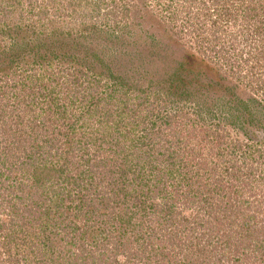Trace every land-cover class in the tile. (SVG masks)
I'll return each instance as SVG.
<instances>
[{
    "label": "rangeland",
    "instance_id": "rangeland-1",
    "mask_svg": "<svg viewBox=\"0 0 264 264\" xmlns=\"http://www.w3.org/2000/svg\"><path fill=\"white\" fill-rule=\"evenodd\" d=\"M8 52L0 264H111V247L121 264L119 221L132 245L158 248L171 234L161 191L179 200L167 260L147 264H264V0H0ZM100 153L127 188L94 172ZM54 243L66 257L34 258Z\"/></svg>",
    "mask_w": 264,
    "mask_h": 264
},
{
    "label": "trees",
    "instance_id": "trees-1",
    "mask_svg": "<svg viewBox=\"0 0 264 264\" xmlns=\"http://www.w3.org/2000/svg\"><path fill=\"white\" fill-rule=\"evenodd\" d=\"M14 46H15V48L16 49H18L19 48V46L17 47L16 46V43L14 44ZM14 48V49H15ZM13 49V50H14ZM10 56H11V53L9 54V52H8V54L6 55V57H3V59H2V57H0V66H1V68H0V70L1 69H4V67L3 66H10L11 64L9 63V61H7V59H9L10 58ZM20 60V58L18 57V59H17V61H19ZM2 63H3V65H2ZM0 130H2V128H0ZM154 134V133H153ZM62 135H65V132L62 134ZM141 139H142V142H141V146L147 151V152H150L151 150H149V148L150 149H154V147H155V151H156V146H157V144H158V139H157V137H156V134H154L153 135V138L152 139H150L148 136H141ZM77 144H78V142H76ZM166 143L168 144V141H166ZM56 144L57 143H55V144H52L53 146H56ZM67 144V143H66ZM137 144V143H136ZM70 146H72V148H71V150H64L63 152H61V153H59L60 154V156L62 157V159H65V158H71L75 153H77V152H79L81 149H80V147H79V144L78 145H76V146H74V144H69ZM106 145H111V146H113V145H115L116 146V148H114V150L115 151H117V153L119 154V155H122V153H123V151H124V147H123V145L122 144H112V143H109V142H106ZM67 146V145H66ZM11 147H12V145L9 143V144H7L3 149H2V152L4 153V152H6V151H11ZM40 149H39V152H42V147H39ZM127 150V149H126ZM163 152V153H162ZM162 152H159L158 154H157V157H159V156H162V159H161V162H164V164H165V162L166 161H168L171 157H172V153H167V152H165V150L164 151H162ZM127 156H129L128 154H127ZM133 161V160H132ZM2 162H4V160H2ZM109 162V158H107V157H105V158H103V154L102 153H100V156L99 157H95L94 158V162H93V165L92 166H96V168L94 169V172L96 173V174H102V175H107V176H109L110 174H111V177L110 178H108L109 180H110V182L112 183V185L114 184H119V185H121L120 186V189H125V188H127L129 185L128 184H125V179L127 178V176L129 175V174H121V176L120 175H117V174H114V173H112L111 171H109V169L107 168V165H104V164H107ZM135 164H140L139 163V161L137 160L136 162H134ZM63 165V164H62ZM44 169V168H43ZM42 169V170H43ZM106 169H107V171H106ZM45 170V172H46V169H44ZM43 170V171H44ZM60 171H64V175H65V170H58V172H60ZM106 171V172H105ZM163 172V171H162ZM37 173V170L35 171V174ZM162 174V173H161ZM161 176H163V175H161ZM119 185H117V186H119ZM106 187L103 185L102 187H100V188H98V187H96V189H101V190H103V189H105ZM161 193L163 194V196H164V198H166V202H168V204L165 206V207H168V211H169V214H167V221H166V223L167 224H165V226H164V230L165 231H167V232H170L171 234L170 235H167V236H162V240H161V242L164 244V246H166V244H169V239L171 238V236H172V232H171V230H172V221H171V219H173V213H172V199L173 200H176V201H178L179 199H178V197H174V195L172 196V193L171 194H169V193H167V192H162L161 191ZM151 195V194H150ZM160 196V195H159ZM176 196V195H175ZM30 209V208H29ZM23 213H27V214H29V216L27 217V218H20V220H21V224H20V230L22 231L23 230V228H24V226H27V224H29V223H32L33 221V218L31 219V215L32 216H35L33 213L31 214L30 213V210H24V212ZM180 214L182 215L183 214V212H181L180 211ZM44 217H46V216H49V212L47 211V212H44ZM42 214L40 215V214H37L36 213V216H43ZM185 215V214H184ZM43 218V217H42ZM190 218V217H189ZM181 222L183 223V224H185V223H187V224H189V225H196L195 224V222L193 221V219H191V220H189L188 221V219L187 218H185L183 215H182V217H181ZM8 223L10 224V225H14V227L17 225V220H16V218L15 217H13V219L12 220H10V221H8ZM124 223H126V222H124V221H119V224L120 225H122V226H120V229H119V235L117 236V238H116V241H115V244L114 245H112V246H114V247H116V250L118 251V254L124 259V261L123 262H121V264H147V263H149L148 261H150V260H153L154 261V258L155 257H157V258H159L160 260L162 259V261L164 262V260L166 259V258H164V254L163 253H165V252H162V250H160L161 248L159 247L160 246V244H161V242L158 240L157 242L159 243V246H158V248L156 249V248H153V243H151L152 244V247L151 248H149V241H143V242H146V249L145 250H143V248L141 249V248H138L139 246H135V245H132L131 244V241H130V234H128V232H125V231H123V226H124ZM194 223V224H193ZM8 226V228H12L11 226H9V225H6V227ZM17 233V232H16ZM102 234H103V236H102ZM122 235V236H121ZM174 235V234H173ZM124 237V238H123ZM139 237V245L141 244V239H140V236H138ZM160 238H161V236H160ZM112 237L111 236H108V235H106V234H104V233H102L101 232V236L99 237V244H97V248H98V250L99 251H101V249H103V250H105V249H107L108 250V247H110L111 245L110 244H112ZM4 240H6V238H4L3 239V244H6L7 242H9L8 241V239L6 240V242L4 241ZM121 240H127L125 243H122V241ZM56 244L57 243H54V244H52V245H50V248H48V249H45V250H43V253H41L40 252V247L38 246V251H37V253H34V258H36V259H38V256L39 257H41V258H45V255L44 254H46L47 255V253H48V255H51L50 257H49V259L51 260V259H53V260H57V258L58 257H66V255L65 254H67L65 251L64 252H62V251H60V250H55V248L57 247L56 246ZM35 247V249H37V246H34ZM110 249V252L109 253H112V259H113V262L111 263V264H113L114 262H115V260H114V257H116V256H118V255H116V253H114V252H112V247L111 248H109ZM150 249H156V250H150ZM142 250H143V252H142ZM44 251H47V252H45L44 253ZM153 252V253H152ZM27 256H30V257H32V255H31V253H29ZM108 257H110L111 258V254H109V255H107ZM166 256H168V254L166 255ZM167 260V259H166ZM165 260V261H166ZM155 262V261H154ZM108 263V262H107ZM155 263H157V262H155Z\"/></svg>",
    "mask_w": 264,
    "mask_h": 264
}]
</instances>
